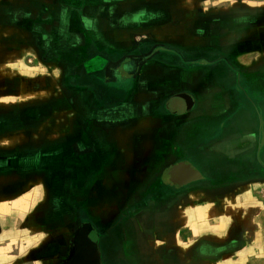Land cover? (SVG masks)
<instances>
[{
	"label": "crops",
	"instance_id": "0c3cea01",
	"mask_svg": "<svg viewBox=\"0 0 264 264\" xmlns=\"http://www.w3.org/2000/svg\"><path fill=\"white\" fill-rule=\"evenodd\" d=\"M81 1L0 0V264H66L76 250L79 264H264V128L244 118L250 97L237 79L215 99L202 68L158 57L234 47L252 74L264 2L203 0L199 14L186 0L180 16L173 0ZM76 9L80 36L67 32ZM199 111L211 123L190 143Z\"/></svg>",
	"mask_w": 264,
	"mask_h": 264
},
{
	"label": "rangeland",
	"instance_id": "374dc122",
	"mask_svg": "<svg viewBox=\"0 0 264 264\" xmlns=\"http://www.w3.org/2000/svg\"><path fill=\"white\" fill-rule=\"evenodd\" d=\"M59 1H61L63 4L75 5V6H80L82 3L81 0H59ZM86 1H88V3L90 2L89 0H85V2ZM218 1L220 0H215L214 2H218ZM247 1L264 2V0H243V2H247ZM195 2H197L196 3L197 5H200L199 14H201L202 11H204L206 6H208L209 4L208 1L205 2L203 0H195ZM226 2L229 3V0H227ZM184 3H186V0H173V3H172L174 6L177 5L178 14L180 16L181 14H184L190 7V6L188 7L187 5L183 6ZM163 4L166 5L167 0H163ZM197 9L198 8H196V10ZM152 11L154 12L155 10L153 9ZM90 12H93V9L91 7L84 9V13H85L84 15H89ZM163 12H164V9H163ZM80 14L78 10L76 9L72 11L70 15L67 16L68 20L70 21L67 26V32H70V30L72 31L75 30L74 32L79 34L78 36L82 34L81 29L83 27V23H85V20H84L85 18L81 17ZM154 18H156V15H154L153 13L152 22L154 21ZM203 27L205 30H209L208 24L205 23ZM62 29H63L62 31L64 32V28ZM66 34L68 35V33ZM88 36H90L91 39L94 37L91 34ZM67 38L69 39L70 37L68 36ZM74 43H75V40H74ZM87 46L89 45H86V47L84 46L83 49L86 50ZM168 46H171V45H165L164 47L166 48ZM96 47H100V46L97 44ZM233 48L234 47L218 46L216 48L214 47L212 50L206 49V48H200V50H165L164 52L167 55L163 53V54H160L158 57L162 60L168 59L169 61L170 56L174 55V56H177L178 58V61L176 62L177 65L181 67L202 68L204 72L206 73L205 76L207 77L208 86H210L212 90L214 91L213 96L215 97V99H218L220 96L221 98L225 97L227 99V97L231 95L230 91L232 92V89H233L232 87H234V86H231V83L238 79L239 80L238 84H241V87H243V89L246 90V93H247V94L244 93V90H243V94L241 91L238 93L240 97V102L242 101V98L243 100L247 99L244 97L245 95L250 97V101H247L246 104L244 103V107H242L244 108L243 111L245 110L244 118L254 123L257 121V117L259 116V119H261L262 121L261 122L262 128H264V66L255 69L252 74L245 73V72L241 73L240 70L237 68V66H235L234 64V60H237V57H236V51L233 50ZM66 50L67 51L64 53L65 55L68 52L71 53L69 50H80V46H78L77 44H69L66 47ZM260 51H263V50H260ZM144 52L147 55H149L151 50L150 51L144 50ZM69 53L67 54L68 55L67 57L69 58V62L67 61V63L69 66H71V64H74L76 60L80 61L81 57L79 55L75 56L73 55L74 53H71V54ZM83 57H87V55L86 56L83 55ZM250 58H251V54H248L245 56L243 55L242 59L245 61H248L250 60ZM94 61L97 62L98 58H95ZM229 61L232 63H229ZM263 63H264V59H262V64ZM166 64H169V63H166ZM234 74H239V75L235 76ZM177 76L178 75H173L170 77L172 89L180 88L182 85L180 81V77H177ZM95 78H98V75ZM224 79H225V82H223ZM226 84H229L230 87H227ZM217 88H219L220 90L215 91V89ZM206 99L215 100L211 95L209 96V98L206 97ZM232 107L233 105L229 107L227 105L226 111L230 112L232 110ZM199 113L201 116L199 115L198 118H196V121L191 124L193 134L190 135V138L188 139V142L190 143H196L197 142L196 139L198 138L196 133L200 132L202 126H207L208 124L211 123V118H208V115L206 113L201 112V111H199ZM239 114L240 113L238 112L237 116H239ZM238 118L239 117H236V119ZM262 143H264V138H261L260 140V144ZM189 145L187 144V146ZM182 153L184 154L185 152H182ZM191 155L193 156H191L189 160L192 161V163H194V165L201 171L200 173H202L201 161L203 159V154L201 153L199 154L198 151L191 150ZM259 161L260 163L262 162L263 164L262 166H264V154L261 155V158L259 159ZM225 178H227V174L226 175L220 174V179H225Z\"/></svg>",
	"mask_w": 264,
	"mask_h": 264
},
{
	"label": "flooded vegetation",
	"instance_id": "af4514ba",
	"mask_svg": "<svg viewBox=\"0 0 264 264\" xmlns=\"http://www.w3.org/2000/svg\"><path fill=\"white\" fill-rule=\"evenodd\" d=\"M80 236L82 235V231L81 232H77ZM79 240V239H78ZM78 240L76 239V242H78ZM79 248H80V244H79ZM80 252L81 250H76L74 251V253L72 254V256L68 259V262L66 264H79L78 260L81 258V255H80Z\"/></svg>",
	"mask_w": 264,
	"mask_h": 264
},
{
	"label": "water",
	"instance_id": "95a60500",
	"mask_svg": "<svg viewBox=\"0 0 264 264\" xmlns=\"http://www.w3.org/2000/svg\"><path fill=\"white\" fill-rule=\"evenodd\" d=\"M182 170L186 172L185 174H187L184 176L185 179L192 178L196 174L195 169L191 167L189 164H184V166L180 167V171ZM89 262L91 263V259Z\"/></svg>",
	"mask_w": 264,
	"mask_h": 264
}]
</instances>
